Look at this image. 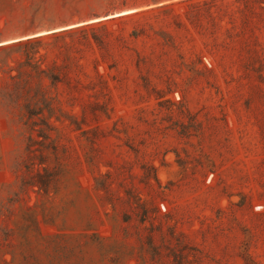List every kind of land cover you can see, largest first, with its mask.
<instances>
[{
    "label": "rangeland",
    "instance_id": "obj_1",
    "mask_svg": "<svg viewBox=\"0 0 264 264\" xmlns=\"http://www.w3.org/2000/svg\"><path fill=\"white\" fill-rule=\"evenodd\" d=\"M180 1L0 0V264H264V0Z\"/></svg>",
    "mask_w": 264,
    "mask_h": 264
},
{
    "label": "trees",
    "instance_id": "obj_2",
    "mask_svg": "<svg viewBox=\"0 0 264 264\" xmlns=\"http://www.w3.org/2000/svg\"><path fill=\"white\" fill-rule=\"evenodd\" d=\"M185 1H192V0H181L180 2H185ZM42 36L43 35H30L29 37L23 38L22 40L21 39L17 40L13 43L18 44V45H24V46L29 45L30 46L32 44L40 42V40L43 38ZM34 52H36L35 48H30V53L29 54L26 53L27 60H32L31 58H32Z\"/></svg>",
    "mask_w": 264,
    "mask_h": 264
}]
</instances>
